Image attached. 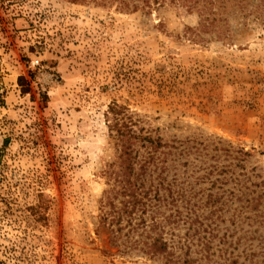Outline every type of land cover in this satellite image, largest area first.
Listing matches in <instances>:
<instances>
[{
    "label": "rangeland",
    "instance_id": "374dc122",
    "mask_svg": "<svg viewBox=\"0 0 264 264\" xmlns=\"http://www.w3.org/2000/svg\"><path fill=\"white\" fill-rule=\"evenodd\" d=\"M210 10L0 0V264H264V0ZM117 119L166 144L144 217L179 263L99 222Z\"/></svg>",
    "mask_w": 264,
    "mask_h": 264
},
{
    "label": "trees",
    "instance_id": "16d2710c",
    "mask_svg": "<svg viewBox=\"0 0 264 264\" xmlns=\"http://www.w3.org/2000/svg\"><path fill=\"white\" fill-rule=\"evenodd\" d=\"M172 1L189 9L196 8L201 17L202 28L213 27L217 21V18L212 15H218L219 12L210 10V6L214 5L217 0ZM220 1L226 6V3L231 0ZM238 1L243 2V0ZM165 2L166 0H118L121 8L132 10L139 9V7L151 9L154 4L162 6ZM18 81L22 86L26 83L23 93L30 92V85L26 82L25 76H19ZM118 107L120 106L112 105L111 112L119 113L121 109ZM113 129L116 130L120 140L119 165L117 169H111L107 174L109 181L113 180V182L104 191L101 199L99 222L112 231V238L116 242L123 239L118 245L123 246L124 250L138 249L152 258L161 256L166 259V263H179L182 255H176L172 249L174 245H170L171 243L167 241L165 225L159 222L154 215H151V223L144 217L150 208L156 206L153 201L160 198L161 188L159 187L162 186V182H156V177H153L151 172L158 168L157 151L166 144L164 145L160 138L154 140L150 136L136 133V123L124 124L117 119L113 124ZM137 139L148 142L142 144L145 146L143 153L134 146ZM6 142L7 140L5 144ZM182 263H189V260L185 259Z\"/></svg>",
    "mask_w": 264,
    "mask_h": 264
}]
</instances>
